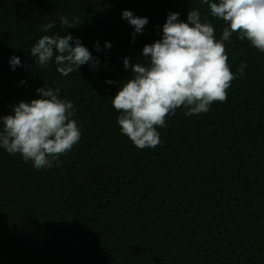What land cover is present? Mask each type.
Listing matches in <instances>:
<instances>
[{"label":"trees","instance_id":"trees-1","mask_svg":"<svg viewBox=\"0 0 264 264\" xmlns=\"http://www.w3.org/2000/svg\"><path fill=\"white\" fill-rule=\"evenodd\" d=\"M191 9L219 39L227 25L201 0H0V116L38 88H60L81 131L59 167L37 170L0 149V264H264V53L233 34L230 69L247 67L227 101L190 117L178 109L155 149L121 134L112 107L130 78L123 59L147 63L142 49L161 38L168 13L187 22ZM124 10L149 21L134 41ZM60 15L80 23L68 29ZM53 34L79 38L99 68L36 67L31 47Z\"/></svg>","mask_w":264,"mask_h":264},{"label":"clouds","instance_id":"clouds-1","mask_svg":"<svg viewBox=\"0 0 264 264\" xmlns=\"http://www.w3.org/2000/svg\"><path fill=\"white\" fill-rule=\"evenodd\" d=\"M201 4L207 5L212 18L227 25L219 39L213 24L207 19L202 22L199 10L191 9L187 22L180 20L179 13L170 12L161 38L142 49L147 63H130L129 57L123 59L130 78L111 103L119 113L117 124L121 134L138 150L155 149L161 143L157 129L166 128L168 117L178 109L183 108L184 115L190 117L207 113L214 103L227 101L231 82L243 76L247 67L241 62L236 73L230 69L225 42L233 34L264 53V0H201ZM121 18L134 29L133 41L149 23L147 17L134 16L128 10L122 12ZM59 20L68 29L80 23L75 17L70 23L63 15ZM55 27L54 22H49L41 30L47 33ZM94 47L101 51L99 42ZM104 47L110 50L112 45L105 42ZM30 54L38 68L47 69L54 61L56 71L62 76L84 65L93 69L100 66L99 59L70 34L43 35L31 47ZM9 63L12 70L22 66L17 56L11 57ZM59 92L60 88H38L39 98L14 104L11 114L0 116V149L9 155L19 154L37 170L59 167L60 157L81 139L78 122L73 119L76 109L72 101L61 99Z\"/></svg>","mask_w":264,"mask_h":264}]
</instances>
